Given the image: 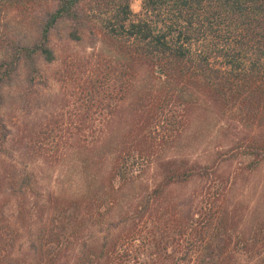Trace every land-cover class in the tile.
<instances>
[{"label": "trees", "instance_id": "1", "mask_svg": "<svg viewBox=\"0 0 264 264\" xmlns=\"http://www.w3.org/2000/svg\"><path fill=\"white\" fill-rule=\"evenodd\" d=\"M82 42L102 49L65 57L84 189L61 198L7 172L0 264H264V208L247 194L264 167V0H141L138 13L131 0H0L1 151L3 110L28 105L60 46ZM124 103L126 130L105 142ZM198 109L237 126L206 161L176 151Z\"/></svg>", "mask_w": 264, "mask_h": 264}, {"label": "rangeland", "instance_id": "2", "mask_svg": "<svg viewBox=\"0 0 264 264\" xmlns=\"http://www.w3.org/2000/svg\"><path fill=\"white\" fill-rule=\"evenodd\" d=\"M134 13L141 9V0H131ZM98 46L90 48L85 42L61 45L59 58L53 64L44 65V73L48 77L46 86H39L38 93H33L28 105L12 103L2 114L9 130L4 148L0 150V234L2 239L8 238L12 227L15 201L7 186V172L15 168L18 174L32 172L38 181L40 191H50L63 197H73L84 189L83 179L79 174L78 159L74 155L75 134L77 133V115L80 103L79 77L66 74L67 55L73 59H82L92 51H101ZM65 60H67L65 63ZM22 83L19 84V89ZM20 91V90H19ZM13 92V91H12ZM36 98L41 102L37 106ZM111 114L108 122L105 142L114 139L121 131H125L129 119L130 108L124 103L121 110L107 112ZM53 130L50 151L45 156L37 154L43 133ZM237 134V135H236ZM238 136L236 122L232 118L222 119L205 109L193 113L189 128L183 134L179 144V155H185L200 161L208 160L213 153L228 148ZM86 154L82 155V158ZM235 164L232 163V167ZM230 167V166H229ZM231 167V168H232ZM8 169V171H6ZM151 171L147 176L150 177ZM143 176L141 179H144ZM247 194L258 197L260 210L264 208V167L251 180ZM192 186L176 189L177 193L189 192Z\"/></svg>", "mask_w": 264, "mask_h": 264}]
</instances>
